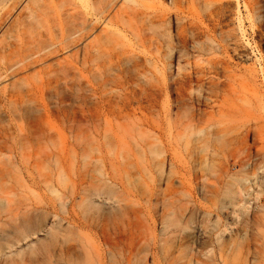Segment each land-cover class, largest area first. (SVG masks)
Wrapping results in <instances>:
<instances>
[{
    "label": "rangeland",
    "instance_id": "374dc122",
    "mask_svg": "<svg viewBox=\"0 0 264 264\" xmlns=\"http://www.w3.org/2000/svg\"><path fill=\"white\" fill-rule=\"evenodd\" d=\"M229 2L232 5L227 11V22L241 46L240 55L231 62L237 70H256L255 79L244 80L236 72L229 86L213 89L206 84L202 88L191 82L199 64L192 50L184 59L171 56L167 48L164 54L153 55L140 49L131 37L124 39L132 57L130 62L124 58L118 67L102 74L72 73V89L65 102L54 89H47L43 95L29 93L46 74L33 76L36 71L30 72L26 74L29 79L19 83L6 74L0 78V198L8 187L18 199L39 203L43 187H32L28 167L31 165V173L40 180V174H51L56 167L38 154L65 148L66 168L70 172L71 167H81L83 172H89L86 188L90 186V191L96 190L91 180L99 179L110 163L118 167V174L132 192L126 201V212L137 244L153 245L157 240L163 245L171 235L161 236L163 214L175 207L184 208V242L195 241L200 260H206L219 246H239L238 253L242 248L246 251H241V256L250 248L261 260L260 263L255 258L256 262L264 264V74L260 71V54L247 43L250 23L240 22V15H246L243 3L239 12L236 0ZM160 55L172 63L166 74L162 72ZM138 56L142 65L135 68ZM63 57L66 55L59 56ZM190 74L187 86L177 83ZM102 78L110 79L107 87L100 86ZM155 85L164 88L165 97L155 92ZM12 92L17 93L13 102L3 99V95L9 97ZM107 96L125 99L120 111L110 114L100 107ZM95 130L100 134L96 135ZM36 161L40 172L33 167ZM238 177L251 179L244 184L248 192L231 200L226 194L227 184ZM55 203L58 217L48 215L36 235L22 241L12 252L6 249L0 264L14 258L17 251L29 253L31 248L50 246L52 227L69 217L61 211L58 201ZM75 210L83 219L86 210L78 206ZM92 212L85 214L89 222L95 218ZM96 213L102 217V211ZM95 219L96 226L81 229L80 234L103 250L104 219ZM178 236L170 237L163 246L172 251L178 248ZM157 241L154 243L161 246ZM122 247L113 249L114 253L117 250L118 255ZM232 247L230 250L235 251ZM141 250L135 251L136 263L148 255ZM232 251L233 258L237 249L233 254ZM182 254H188L186 247Z\"/></svg>",
    "mask_w": 264,
    "mask_h": 264
},
{
    "label": "bare ground",
    "instance_id": "6f19581e",
    "mask_svg": "<svg viewBox=\"0 0 264 264\" xmlns=\"http://www.w3.org/2000/svg\"><path fill=\"white\" fill-rule=\"evenodd\" d=\"M236 2L239 12L242 3L245 8L246 15L242 18L240 15V22L250 23L251 33L247 43L260 54V71L264 74V0ZM230 5L229 0H0V78L6 74V77L19 83L26 82L29 79L26 74L30 72L36 71L33 76L46 74V78H40L29 93L43 95L47 89H54L59 92L57 96L60 100L65 102L72 89V73H80L81 76L85 72L102 74L118 67L124 58L130 62L132 57L124 39L131 37L140 49L153 55L164 54L167 48L171 56L178 55L184 59L192 50L199 64L195 69V81L193 79L191 82L201 84L202 88L206 84L213 89L229 86L237 76L236 72L244 80L246 77L255 79L256 70H237L231 62L234 56L240 55L241 46L236 40L235 30L227 22ZM60 55L66 57L60 59ZM160 57L162 72L166 74L167 67L172 63L164 61L162 55ZM141 65V57L138 56L135 68ZM184 78L186 80L177 83L183 82L187 86L192 74ZM109 82V78H102L100 86L107 87ZM153 87L158 95L166 96L162 86ZM16 96L17 93L12 92L9 97H2L13 102ZM122 100L125 99L107 96L100 107L113 114L120 111ZM73 119L77 121L76 113ZM95 133L99 135L100 131L95 130ZM75 152L73 150L78 157ZM67 154L65 148L40 152L38 156L45 157L56 167L50 171L51 174H40V180L31 173L29 165L27 171L32 187H43L44 194L39 203L18 199L12 188L5 187L3 190L6 194L0 198V256L5 254L6 249L12 252L22 241L36 235L48 215L58 217L55 201H58L61 211L69 216L52 227L49 247L31 248L29 253L17 251L14 258H9L4 264H135V253L144 245L137 244L131 230L132 223L126 212L129 203L126 201L132 192L118 174V167L110 163L99 179L91 180L96 190L90 191V186L86 188L89 185V172H83L81 167H71L69 172L66 168ZM33 167L40 172L39 161ZM248 181L250 183L251 179L238 177L228 183L226 194L229 199L236 195L245 196L248 189H244V184ZM49 194L53 195L52 198ZM97 200L100 202L97 203ZM190 204L194 206L193 201ZM77 206L84 208L85 212L94 210L95 218L103 217L101 235L105 249L100 250L80 234L81 229L96 225L93 215H90L93 221L89 222V217L86 219L88 212H83L81 219L75 210ZM96 209L102 211V217L99 216L101 212L96 213ZM173 209L163 214L165 219L161 230L165 234L161 233V236L179 235L180 241L176 238L179 241L177 250L165 248L171 235L164 239L165 242L162 241L165 246L154 239L153 245H145L141 250L149 256L146 255L136 264H162V260L163 264H254L255 258L259 257L251 253L250 248H245L247 254L243 257L240 252L246 251L242 248L239 254V246H236L239 255L232 246H219L206 260H200L195 241L193 244L184 242V208ZM95 220L97 226H101V223H97L99 219ZM156 241L161 246L154 243ZM121 246L123 249L116 255ZM183 247L188 250L186 256L182 254ZM115 248L116 253L113 251ZM164 251V254H160ZM231 251L238 256L233 254L235 260L231 257ZM258 261L256 264L261 260Z\"/></svg>",
    "mask_w": 264,
    "mask_h": 264
}]
</instances>
